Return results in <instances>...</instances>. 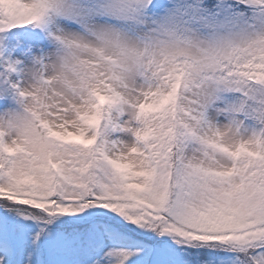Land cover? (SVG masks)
<instances>
[{"label":"snow or ice","instance_id":"obj_1","mask_svg":"<svg viewBox=\"0 0 264 264\" xmlns=\"http://www.w3.org/2000/svg\"><path fill=\"white\" fill-rule=\"evenodd\" d=\"M0 264H264V0H0Z\"/></svg>","mask_w":264,"mask_h":264}]
</instances>
